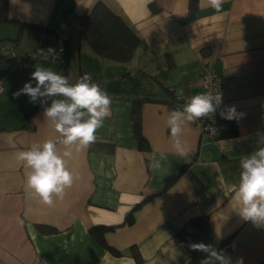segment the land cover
Returning a JSON list of instances; mask_svg holds the SVG:
<instances>
[{"label": "crops", "instance_id": "0c3cea01", "mask_svg": "<svg viewBox=\"0 0 264 264\" xmlns=\"http://www.w3.org/2000/svg\"><path fill=\"white\" fill-rule=\"evenodd\" d=\"M191 1L8 0L9 21L0 24V264H200L206 253L178 234L190 220V228H202L196 243L218 250L226 241L232 264H264V226L242 219L232 200L240 159L264 133V0H224L219 12ZM95 2L141 37L130 61L98 56L79 34V18ZM59 39L62 62L54 59ZM12 48L29 58L26 66L8 62ZM208 63L223 89L222 111L234 106L243 115L223 118L228 134L213 139L196 120L186 123L180 155L167 117L199 90ZM35 65L71 83L90 74L112 99L96 140L68 161L78 178L52 205L26 194L16 160L19 151L59 135L43 115L50 100L14 96ZM161 154L166 160L156 169Z\"/></svg>", "mask_w": 264, "mask_h": 264}, {"label": "clouds", "instance_id": "9594fccd", "mask_svg": "<svg viewBox=\"0 0 264 264\" xmlns=\"http://www.w3.org/2000/svg\"><path fill=\"white\" fill-rule=\"evenodd\" d=\"M202 3L219 12L224 0H202ZM48 53L52 54V50ZM40 54L44 55V51L40 50ZM44 58L47 59V55ZM34 67L30 80L14 96L27 95L31 103L39 100L41 104H48L50 100L43 115L59 135L56 140L35 142L26 150L19 151L16 160L25 169L26 194L52 205L54 199L63 198L65 190L78 178V174L69 169L68 161L74 153L88 148L96 140L97 130L111 116L112 99L99 84L93 82L90 74L85 73L71 83L65 75L51 68L42 65ZM221 103L219 92L215 96L198 93L191 96L181 109L169 112L166 124L178 154H186L181 141L186 123L214 115ZM242 115L236 112L234 106L220 112V116L228 120ZM256 142V150L240 159L239 182L232 200L242 219L261 227L264 226V133H257ZM59 146H63V151ZM163 160L166 156L161 154L160 159L153 161V167L160 168ZM189 248L206 253L200 264H232L223 250H217L210 244L190 243ZM236 264H242V259Z\"/></svg>", "mask_w": 264, "mask_h": 264}, {"label": "trees", "instance_id": "16d2710c", "mask_svg": "<svg viewBox=\"0 0 264 264\" xmlns=\"http://www.w3.org/2000/svg\"><path fill=\"white\" fill-rule=\"evenodd\" d=\"M196 3L197 0L191 1L192 6H195ZM8 21V0H0V24ZM79 34L86 39L92 51L98 56L117 62L130 61L136 47L142 43L141 37L124 18L112 12L102 2L93 3L79 18ZM6 57H8L6 59L11 65L22 67H24L25 60L29 59L28 57L17 56V54L15 57H9L8 55ZM182 106L179 103L175 109H181ZM132 117L134 119L135 134L141 140L143 147H146L147 144H143L144 140L139 133L138 113L135 109H133ZM220 121L224 122V119L222 118ZM228 131L229 127L226 126V130L220 136L228 134ZM194 222L195 220L188 221L178 232L180 239L188 248L190 243H196L195 238L202 231L200 230L202 229L201 226L194 229L190 228ZM204 223L202 224L205 226L206 222ZM223 242L218 250L225 251L227 249L225 244L223 245ZM131 250L134 259L139 263L141 258L136 249L132 247Z\"/></svg>", "mask_w": 264, "mask_h": 264}, {"label": "built area", "instance_id": "2783aa9c", "mask_svg": "<svg viewBox=\"0 0 264 264\" xmlns=\"http://www.w3.org/2000/svg\"><path fill=\"white\" fill-rule=\"evenodd\" d=\"M6 55H8L9 57H15L16 53L12 48L6 51ZM54 59H56L59 62H62L64 60V44L61 39L58 40L54 52ZM25 61L26 62L23 64L24 66H26L29 63L28 60ZM0 90H1V82H0ZM218 92L222 95V99H223V89L220 80L218 76L215 74V72L212 70L210 63H208L204 67L201 73L199 90L196 91L193 95L198 93H211L212 95L215 96L216 94H218ZM191 96L180 98L179 103L181 105H184ZM221 111H222V103L214 115H209L202 119L196 120V125L203 136L213 139L226 130V125L224 124V122L220 121L222 120V117L220 116Z\"/></svg>", "mask_w": 264, "mask_h": 264}]
</instances>
